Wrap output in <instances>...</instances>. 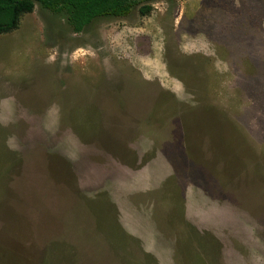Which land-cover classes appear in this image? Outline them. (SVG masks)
<instances>
[{"label":"rangeland","instance_id":"1","mask_svg":"<svg viewBox=\"0 0 264 264\" xmlns=\"http://www.w3.org/2000/svg\"><path fill=\"white\" fill-rule=\"evenodd\" d=\"M0 264H264V0L0 33Z\"/></svg>","mask_w":264,"mask_h":264},{"label":"trees","instance_id":"2","mask_svg":"<svg viewBox=\"0 0 264 264\" xmlns=\"http://www.w3.org/2000/svg\"><path fill=\"white\" fill-rule=\"evenodd\" d=\"M51 11H65L76 32H81L93 19L100 16H126L140 0H0V33L18 27L21 16L32 12L35 2ZM149 4L141 12L151 11Z\"/></svg>","mask_w":264,"mask_h":264},{"label":"crops","instance_id":"3","mask_svg":"<svg viewBox=\"0 0 264 264\" xmlns=\"http://www.w3.org/2000/svg\"><path fill=\"white\" fill-rule=\"evenodd\" d=\"M139 183V181L137 180V184ZM115 196V195H114ZM116 200H118L117 199V197H114ZM129 218H132V217H127V219H129ZM137 221H139L138 219H136L135 217H134V220L132 221L131 219H129L128 220V227L129 228H127L130 232H132V231H139L140 232V229L138 228L139 227V222H137ZM145 221H147V223H150V222H153L154 224H156V223H158V220H155V218H152L151 220H149V219H145ZM144 222V221H143ZM148 227V226H147ZM138 228V229H137ZM140 228H142V227H140ZM149 241V240H148ZM147 246H151V244H150V242H147ZM150 249H152V248H150ZM153 250V249H152ZM154 250H158V246H155L154 247Z\"/></svg>","mask_w":264,"mask_h":264}]
</instances>
